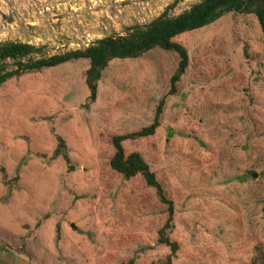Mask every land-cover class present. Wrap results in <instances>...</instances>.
Returning a JSON list of instances; mask_svg holds the SVG:
<instances>
[{
	"label": "rangeland",
	"instance_id": "1",
	"mask_svg": "<svg viewBox=\"0 0 264 264\" xmlns=\"http://www.w3.org/2000/svg\"><path fill=\"white\" fill-rule=\"evenodd\" d=\"M118 1L0 0L15 17L0 18V42H28L37 48L28 57L49 56L83 46L68 42L81 26L124 35L143 21L138 14L152 17L144 7L174 16L196 0H128L121 10ZM106 13L117 16L104 29ZM250 28L225 13L174 37L189 64L173 93L179 57L161 48L110 60L92 101L85 58L2 83L0 264H167L170 248L157 240L167 205L141 175L125 179L109 166L112 137L150 124L161 99L155 133L125 147L142 155L173 204L164 230L177 245L170 264H264V227L248 229L264 223L260 203L254 218L255 206L244 211L227 193L257 180L264 187V63L247 58ZM58 136L72 169L54 155Z\"/></svg>",
	"mask_w": 264,
	"mask_h": 264
},
{
	"label": "trees",
	"instance_id": "2",
	"mask_svg": "<svg viewBox=\"0 0 264 264\" xmlns=\"http://www.w3.org/2000/svg\"><path fill=\"white\" fill-rule=\"evenodd\" d=\"M225 13L242 15L245 20L250 22V35L252 49L247 53V58L253 61L264 63V0H200L193 3L189 8L174 16H163L157 18L153 24L138 26L125 35H108L96 39L88 47L72 49L65 52L51 54L49 56L28 57L37 51L34 45L21 41L0 42V85L14 75H19L26 70H39L44 67L55 66L70 60L87 59L88 66L85 69L84 82L89 91L88 99L92 101L96 97L98 81L102 76L103 70L112 59L137 58L143 53L161 48L165 51H173L178 54L176 69L170 77V88L168 93H173L175 84L179 81L189 64V55L186 48L176 41L174 37L187 31L200 29L210 22L218 19ZM254 23V24H253ZM253 24V26H252ZM256 25V26H255ZM27 58L26 60H23ZM8 59L14 61V69H6ZM163 100L158 103L153 120L150 124L138 130L125 134L114 135L111 144L114 152L109 159V166L120 173L125 179L137 174L141 175L148 186L156 190L159 200L167 205L168 217L162 228L159 230L158 241L166 244L170 248L167 256V264H170L171 254L177 249L175 241H170L165 235L164 230L169 227V222L173 214V204L166 197L164 190L158 182L154 172L145 162L142 155L137 151L127 152L125 142L135 138L153 135L160 126V114L162 112ZM58 143L54 155H61L68 163V169H72L70 158L66 151V144L62 137L58 136ZM251 167L250 172L254 171ZM249 187L239 189L233 188L227 193L236 201L244 211L255 210L260 203V211L264 215V197L261 180L251 182ZM252 206V207H251ZM257 217L258 211H256ZM260 224L264 227L262 219L258 218L255 224L248 227L249 231H260ZM250 225V224H249Z\"/></svg>",
	"mask_w": 264,
	"mask_h": 264
},
{
	"label": "water",
	"instance_id": "3",
	"mask_svg": "<svg viewBox=\"0 0 264 264\" xmlns=\"http://www.w3.org/2000/svg\"><path fill=\"white\" fill-rule=\"evenodd\" d=\"M142 1H144V0H142ZM200 0H196V1H194L193 3H196V2H199ZM119 3H118V5H119V8H118V10H121L124 6H126L128 3H129V1L128 0H126V1H124V0H120V1H118ZM147 2V1H146ZM145 2V3H146ZM192 3V4H193ZM191 4V5H192ZM148 6V5H147ZM190 7V6H189ZM188 7V8H189ZM144 8H146V10L147 11H149L150 13H151V18L148 20H145V19H141L142 18V15L143 14H138V18H139V20H143L142 22H136V23H132L131 25H128V27L126 28L127 29V32H129L130 30H132V29H134V28H136V27H138V26H145V25H147V24H153L154 22H155V20L157 19V18H161V17H163V16H170V15H168L166 12H161L160 14H157L156 16L154 15V11L152 10V7H150V6H148V7H144ZM107 12V11H106ZM142 12H144L143 11V9H142ZM182 12V11H181ZM179 14V13H178ZM177 15V14H176ZM106 16V17H105ZM111 16H113V17H116L117 15H111V14H108V13H106L101 19H100V24H102V26H103V28L104 29H106L107 28V26H106V24L108 23V22H110V23H113L114 21H113V19H112V17ZM137 16V15H136ZM0 18H1V21H2V23L4 24V25H6V24H12L13 22H15V17H14V14L12 13V12H10V13H5V12H3V11H1L0 10ZM137 18V17H136ZM79 21H81V20H79ZM85 23H86V21H84ZM125 35V34H124ZM69 37H70V40L68 41V42H70V43H72V42H75V44H78L80 41V43H83V46L81 45V46H78L77 48H75V49H79V48H84V47H88L89 45H91V44H93L94 43V41L96 40V38L97 39H99V38H102V37H104V36H108V35H102L101 36V34H99V35H96V34H94L93 32H91L88 28H83L82 26L81 27H79V29H77V31H75V33H72V34H70V35H68ZM24 43H28V42H24ZM28 44H30V43H28ZM54 54H57V53H54ZM12 60V59H11ZM24 60V59H23ZM13 61V60H12ZM14 62V61H13Z\"/></svg>",
	"mask_w": 264,
	"mask_h": 264
}]
</instances>
